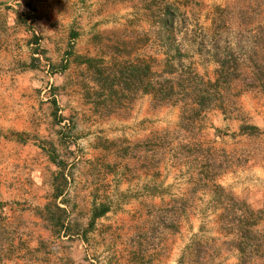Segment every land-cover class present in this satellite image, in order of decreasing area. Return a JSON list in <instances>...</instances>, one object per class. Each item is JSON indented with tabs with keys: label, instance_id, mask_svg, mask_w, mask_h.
Returning a JSON list of instances; mask_svg holds the SVG:
<instances>
[{
	"label": "rangeland",
	"instance_id": "374dc122",
	"mask_svg": "<svg viewBox=\"0 0 264 264\" xmlns=\"http://www.w3.org/2000/svg\"><path fill=\"white\" fill-rule=\"evenodd\" d=\"M229 54L242 71L264 60V0H0V119L27 116L31 125L0 128V139L33 150L37 166L16 173L40 203L51 197L58 169L39 145L53 143L68 174L71 219L88 230L85 238H56L24 221L20 264H238L221 218L236 208L223 194L259 211L264 230V87L235 80L226 118L213 107L184 129L180 104L154 106L133 89L119 104L99 96L92 69L100 59H140L156 71L179 64L213 78ZM243 122L260 131L241 134ZM9 179L0 167L6 191ZM100 205L108 211L91 220ZM9 226L0 240L8 257L12 230L16 240Z\"/></svg>",
	"mask_w": 264,
	"mask_h": 264
},
{
	"label": "trees",
	"instance_id": "16d2710c",
	"mask_svg": "<svg viewBox=\"0 0 264 264\" xmlns=\"http://www.w3.org/2000/svg\"><path fill=\"white\" fill-rule=\"evenodd\" d=\"M33 40L37 43L38 39L33 36ZM34 53H41V49H34ZM33 61L37 62V59L34 58ZM85 61L89 66L96 64H93L91 58H86ZM99 64L101 66L92 68L96 73L94 80L104 89L103 93L98 94L99 96H104L107 92L114 96L119 104L120 99L125 98L126 92H131L133 89L135 92L151 95L154 106L180 104V126L184 129L213 107L220 110L226 118L228 114L226 106L233 104L234 98L239 93V90L234 91L235 80L240 81L244 88L259 85L264 87V60L261 62L253 59L252 66L242 71L238 58L232 54L217 61L213 78H206L192 66L181 69L179 64L165 65L161 70L156 71L140 59L133 65L125 61L105 62L104 59H100ZM105 101L109 102L112 99L109 97ZM52 104L55 116L57 110L55 101H52ZM259 131L260 129L254 125L244 122L239 125L241 134H256ZM39 146L47 153L58 171L53 176L51 197L42 207L35 208V214L40 218L42 227L51 236L56 238L65 236L69 239L75 236L85 238L88 230H82L81 224L76 219L74 221L71 219L73 207L70 206V200L66 196L68 188L66 166L57 159L52 142L44 141ZM214 187L224 191L220 185ZM223 197L236 208L232 213L221 216L223 229L228 236L224 241L226 248L238 254V264H249L248 259L254 255L264 257V230L258 227L259 211L252 210L244 200L240 201L230 193L229 195L224 193ZM108 209L105 205H100V208L93 206L91 220L104 215ZM5 232L4 229H0V240ZM196 245H200V242Z\"/></svg>",
	"mask_w": 264,
	"mask_h": 264
},
{
	"label": "crops",
	"instance_id": "0c3cea01",
	"mask_svg": "<svg viewBox=\"0 0 264 264\" xmlns=\"http://www.w3.org/2000/svg\"><path fill=\"white\" fill-rule=\"evenodd\" d=\"M226 121L227 124H229L231 127L234 126L232 127V131L237 130V128L235 127L236 126L235 120L230 118V119H226ZM0 124L3 126L0 128L7 127L9 129H14L19 131L23 129L29 131V127L31 126L29 118L27 116L21 119L15 117L12 118L2 117L0 119ZM27 145H28L27 143H23V142L18 143L16 141L14 143L13 141L3 140L2 138L0 139V167L2 166L8 167L9 178L11 179V180L9 179L10 182L8 184L11 186V188H9V191L4 190L2 183H0V202L2 203L6 201V196H8L9 197L8 200L10 203V206L7 207L8 210L5 211L6 215L4 214V216L0 218V229L4 226V224L6 227L9 228L10 227L9 224H10L13 226L16 232L15 241H13L14 237H12V232L14 233V231L12 230V232L10 231L7 232V234L10 232L11 239L7 240L8 243L6 245L8 246V249H10L12 253L10 254L9 257L0 254V264L21 263V260L23 259L21 249L25 244V241L23 240L24 236L22 234L24 233L25 235V233L27 232L26 230L28 229L25 228V231L21 234V230H23L24 228L21 225V223H23L24 221H29L30 223L32 222V225H35V228H38L40 230V233L44 234L46 232L48 235H50L46 229L41 227L42 223L40 221V218H38V216H36L35 214V208L42 207L45 204V202L43 203L38 202L39 196L31 198L32 196L31 190L28 188L27 189L28 191H25L24 188H26V184L23 181V179L19 177L20 174L17 175L16 173L17 171H19L18 169H20V167L26 165L33 167L37 166L35 164H31L35 162V159L31 155V152H33V150L31 148H28ZM13 164H19V168L18 165L16 166ZM11 166L17 167L16 171H14V168H12ZM10 199L14 201H11ZM19 201H26L27 203H29L30 207L22 208L21 205L18 203ZM1 205H0V214L3 215L1 210L7 208L3 206L1 207Z\"/></svg>",
	"mask_w": 264,
	"mask_h": 264
}]
</instances>
